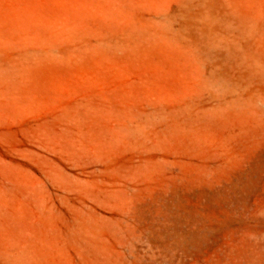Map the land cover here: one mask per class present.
<instances>
[{"label":"rangeland","instance_id":"rangeland-1","mask_svg":"<svg viewBox=\"0 0 264 264\" xmlns=\"http://www.w3.org/2000/svg\"><path fill=\"white\" fill-rule=\"evenodd\" d=\"M0 264H264V0H0Z\"/></svg>","mask_w":264,"mask_h":264}]
</instances>
